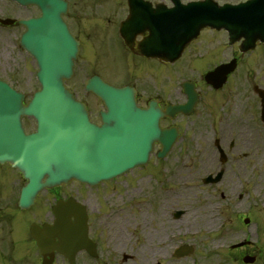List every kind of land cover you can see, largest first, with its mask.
Returning <instances> with one entry per match:
<instances>
[{"label": "rangeland", "instance_id": "rangeland-1", "mask_svg": "<svg viewBox=\"0 0 264 264\" xmlns=\"http://www.w3.org/2000/svg\"><path fill=\"white\" fill-rule=\"evenodd\" d=\"M216 1L222 4L239 0ZM105 54L109 53H90L91 59H85L96 66V73L101 78L115 81L116 76L107 74L106 67L100 65ZM259 54L262 55L263 51ZM8 55L6 48L0 53V76L8 77L12 85L29 98L32 90L38 87L34 74L36 66L27 58L26 73H15ZM258 61L256 52L246 56L245 63L251 64L250 72L243 77L248 70L243 65L239 68L237 75L240 77L230 80L224 91L226 100L221 107L218 106L220 103H214L209 108L207 103L214 96L204 89L194 115L178 121L186 134L175 144L169 157L160 161L152 159L143 167L93 188L78 184L69 186L71 193L82 197L91 214V231L100 246L97 264H243L240 260L233 261L234 256L246 251L258 260L264 255V178L259 179L264 171V142L260 144L258 137L251 139L241 135L243 132L249 134V130H259L264 138L259 100L251 87L253 83H261V76L257 75L262 73L257 72L261 66L254 65L259 64ZM20 63H24L23 60ZM90 65L86 64L84 54L80 55L75 75L68 86L74 89L79 99L96 103L95 99L85 97L82 87L84 78L91 73ZM198 65L199 71L216 66L211 59ZM134 77L139 81L158 79L159 82H171L174 79L173 75L158 78L152 71L142 72L137 66ZM141 88L144 89L145 84ZM214 138H218L226 150L227 158L222 165L225 173L220 182L203 184L202 179L219 168ZM231 141L234 145L229 148ZM202 160H206L207 165L200 168ZM179 170L189 172L190 195L185 194L177 180ZM10 203H13L12 196ZM205 203L215 207V224L208 232L197 227L202 213L200 207ZM178 210L183 214L175 218L173 215ZM46 211L45 202L39 198L31 209L15 210L13 222L20 231L27 228L35 216H42ZM245 218L250 222L244 224L242 219ZM154 231L159 234L152 245L149 249L142 247L144 238L149 233L155 236ZM244 239L250 241L249 246L230 249L232 244ZM159 240L162 243L156 244ZM181 243L190 245L193 250L188 256L178 259L172 252ZM123 254L130 258L123 261ZM56 264L64 263L59 258Z\"/></svg>", "mask_w": 264, "mask_h": 264}, {"label": "water", "instance_id": "water-1", "mask_svg": "<svg viewBox=\"0 0 264 264\" xmlns=\"http://www.w3.org/2000/svg\"><path fill=\"white\" fill-rule=\"evenodd\" d=\"M28 1L45 8L42 18L27 22L29 31L21 39L23 47L38 62L39 71L36 76L41 90L25 106L21 102L22 94L12 91L0 82V102L6 104V109L10 110L9 116L4 117L7 121L3 117L0 119V122L4 121L8 135L5 139L0 136V142L6 141L9 145L8 148L0 150V162L9 161L29 180L22 188L20 203L23 207L30 206L37 193L45 187L51 188L73 179L95 185L121 175L147 161L153 141L162 144L159 155L163 156L176 138L175 130L158 129L157 122L163 113L155 105H150L147 110H140L135 106L134 100L124 97L125 90L100 84V81L93 83L90 89L102 99L108 112L102 115L104 124L100 128L91 125L85 107L63 85V80L72 75L76 50L71 48L70 39L61 20L57 19V13L50 11L51 8L48 7L49 3L57 5V0ZM258 1L254 0L249 4L256 5ZM200 7L201 5L179 7L180 11H174L179 18L163 19L161 25L157 26L156 35L142 43L138 51L146 56L173 61L202 27L212 25L231 30L230 20L233 19L236 20L237 27L243 30H233L234 38L245 36L248 43L257 39L264 41L263 8L251 12L247 19L246 10L222 8L218 10V19L209 22L208 18L202 17L203 11ZM61 8L64 9L65 4ZM227 16L229 17L226 19ZM213 84H216V80ZM221 84L217 83L215 86ZM262 102L264 121V97ZM192 107L193 104L169 107L165 113H188ZM0 109L3 111V105ZM21 116H33L37 120V133L29 137L23 136ZM220 177L221 173L214 181H218ZM55 213H59L55 226L47 229L59 239L56 250L68 257L73 250L72 244H86L85 211L78 204H58ZM180 214L178 212L176 216ZM70 215L75 217L74 224L69 222ZM36 239L38 246L42 248L43 242L38 237ZM189 252L190 248L185 247L179 250L178 255ZM244 261L253 260L245 258Z\"/></svg>", "mask_w": 264, "mask_h": 264}, {"label": "flooded vegetation", "instance_id": "flooded-vegetation-1", "mask_svg": "<svg viewBox=\"0 0 264 264\" xmlns=\"http://www.w3.org/2000/svg\"><path fill=\"white\" fill-rule=\"evenodd\" d=\"M65 1L67 2V10L63 15V20L70 33L79 41V52L86 54L87 57H89L90 53H99V51L109 53L105 54V60L100 62V65L106 67L107 74L113 77L116 76V80L114 81L115 83L112 81L107 82L113 83L112 85L118 87L130 86L133 89L135 87L136 102L141 108H146L150 102L157 101L158 106L164 109L170 101L169 93L175 90L172 82H159L158 79H155L153 80L154 82L150 83L134 78V66L136 67L138 62L150 63L147 59L134 52V47L137 46L138 41L143 37L134 36V0ZM146 1L153 6L158 3H162L167 7L172 5L170 0ZM41 13L37 6L21 5L11 0H0V20H12V22L6 24L0 21V53L6 48L9 51L8 61L10 62L11 60L13 64L17 63L19 68L22 65L20 59L22 58L24 64H26L28 55L20 46V38L26 32V27L18 21L30 17H38ZM13 38L17 39V41H13ZM238 45H230L228 43V35L224 31L203 29L186 46L178 61L173 64L154 61L158 68L153 70H155L156 77L162 74H159L160 70L164 71L163 76L158 77L164 78L170 73L185 74L187 69L191 71V66L197 58H201L204 61L211 59L216 65L222 63L223 58L226 59L225 61L236 59L237 65H243L242 60L250 52L260 49L264 53V48H262L264 44L261 43H257L254 50L246 53H240ZM260 57L259 64L254 65H260V70L264 71V54L262 56L260 54ZM30 60L35 64L32 58ZM245 64L249 65L248 63ZM93 74H97L96 71ZM200 74L202 75V73ZM183 79L187 78L184 76ZM190 79L188 80L190 81ZM194 83L198 87V83L195 81ZM143 84H145L144 89L141 88ZM197 91L200 98L201 91ZM180 92L183 93L182 90ZM89 96L95 99L97 103L85 102L89 111V118L93 123L99 125L101 124L102 103L93 94L90 93ZM177 117L161 120L160 126L165 128L174 125L173 121ZM22 122L25 132L30 133L33 131L32 128L35 125L33 120L25 118ZM163 122H167V124ZM23 180L22 175L14 170L9 163L0 164V184L3 185L4 182L11 181L16 183L15 185L7 184L8 191L0 188V264H35L34 261L40 264L41 262V257L35 248L34 242L29 238L27 230L23 227L19 231L11 223L9 191L15 190L17 185ZM42 196L50 206L53 201H57L60 198L67 199L72 195L68 186H62L47 189ZM48 220H52L51 212L39 218L38 223L41 225ZM85 257L87 261L90 260L88 255ZM260 264H264V260Z\"/></svg>", "mask_w": 264, "mask_h": 264}, {"label": "bare ground", "instance_id": "bare-ground-1", "mask_svg": "<svg viewBox=\"0 0 264 264\" xmlns=\"http://www.w3.org/2000/svg\"><path fill=\"white\" fill-rule=\"evenodd\" d=\"M249 134H247L246 132H243L241 135L243 138H255L258 137L259 138V143L263 144L264 142V138L263 137V133L259 130H249L248 131ZM264 152V151H263ZM264 154V153H263ZM207 165V161L206 160H202L201 164H200V168H203ZM177 176V180L182 184V189L185 192V194L190 195L192 194L191 191V186L189 184V172L186 170H179V172L176 173ZM262 178H264V171L261 172V177L259 178L260 180H262ZM215 209V207L211 204L205 203L203 205H201L200 210H201V215L199 217V221L197 223L198 224V228H200L203 231H210L213 229L214 224H215V215L213 214V210ZM141 216L144 218L143 216V209H141ZM194 224V223H192ZM189 227H192V225L190 224ZM161 228H158V230L160 231ZM155 232V236H152L150 233L147 234V237L144 238V242L141 245L142 247H145L146 249H149V247L152 245L153 243V239L157 237V235L159 234V232L156 233ZM162 243L160 242V240L158 242H156V244Z\"/></svg>", "mask_w": 264, "mask_h": 264}]
</instances>
